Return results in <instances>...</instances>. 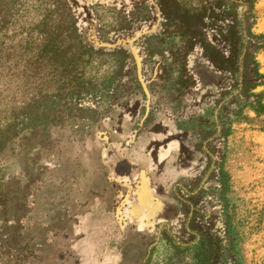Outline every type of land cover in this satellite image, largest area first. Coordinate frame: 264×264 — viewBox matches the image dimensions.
<instances>
[{
	"label": "rangeland",
	"instance_id": "obj_1",
	"mask_svg": "<svg viewBox=\"0 0 264 264\" xmlns=\"http://www.w3.org/2000/svg\"><path fill=\"white\" fill-rule=\"evenodd\" d=\"M261 34L264 0H0V264L77 262L130 129L189 172L155 264H264Z\"/></svg>",
	"mask_w": 264,
	"mask_h": 264
},
{
	"label": "crops",
	"instance_id": "obj_2",
	"mask_svg": "<svg viewBox=\"0 0 264 264\" xmlns=\"http://www.w3.org/2000/svg\"><path fill=\"white\" fill-rule=\"evenodd\" d=\"M129 131L107 164L113 183L99 191L105 199L85 202L70 231L75 264H155L165 232L179 220L176 189L189 173L178 163L180 142L164 140L162 132Z\"/></svg>",
	"mask_w": 264,
	"mask_h": 264
},
{
	"label": "trees",
	"instance_id": "obj_3",
	"mask_svg": "<svg viewBox=\"0 0 264 264\" xmlns=\"http://www.w3.org/2000/svg\"><path fill=\"white\" fill-rule=\"evenodd\" d=\"M232 21H233V24H234V25L237 23L236 18H235V19H232ZM260 36H264V35L261 34ZM229 58L233 59L234 61L237 60V58H238V54L236 53V51H233V52L230 54ZM252 62L255 63L256 60H255L254 58H252ZM251 71H252V74L254 75L256 81H259V80H261L262 78H264V74L259 73L258 70H257L255 67H252V68H251ZM261 107H262V106H261ZM263 109H264V107H263Z\"/></svg>",
	"mask_w": 264,
	"mask_h": 264
}]
</instances>
